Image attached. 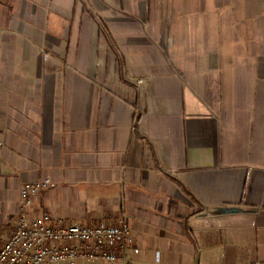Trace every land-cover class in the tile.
Wrapping results in <instances>:
<instances>
[{
    "label": "crops",
    "instance_id": "1",
    "mask_svg": "<svg viewBox=\"0 0 264 264\" xmlns=\"http://www.w3.org/2000/svg\"><path fill=\"white\" fill-rule=\"evenodd\" d=\"M47 178L134 264H264V0H0V208Z\"/></svg>",
    "mask_w": 264,
    "mask_h": 264
},
{
    "label": "built area",
    "instance_id": "2",
    "mask_svg": "<svg viewBox=\"0 0 264 264\" xmlns=\"http://www.w3.org/2000/svg\"><path fill=\"white\" fill-rule=\"evenodd\" d=\"M51 178L25 180L13 232L0 244V264H134L140 252L135 229L123 211L93 224L31 212L39 194L54 185Z\"/></svg>",
    "mask_w": 264,
    "mask_h": 264
},
{
    "label": "rangeland",
    "instance_id": "3",
    "mask_svg": "<svg viewBox=\"0 0 264 264\" xmlns=\"http://www.w3.org/2000/svg\"><path fill=\"white\" fill-rule=\"evenodd\" d=\"M3 217L5 219H3ZM6 219L7 222H5ZM14 220L16 221V218L14 219V215L12 216V210L9 204L3 205V208H0V238L8 233L15 222Z\"/></svg>",
    "mask_w": 264,
    "mask_h": 264
}]
</instances>
